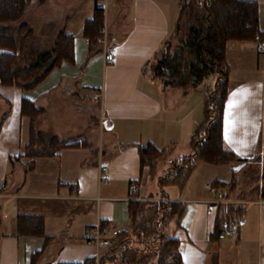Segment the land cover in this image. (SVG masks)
<instances>
[{"label":"crops","instance_id":"crops-1","mask_svg":"<svg viewBox=\"0 0 264 264\" xmlns=\"http://www.w3.org/2000/svg\"><path fill=\"white\" fill-rule=\"evenodd\" d=\"M250 1L258 5L262 29L264 0ZM88 2L91 7L78 20L70 12L50 13L49 3L41 0L25 9L23 20L32 30L29 44L46 49L65 29L73 36V60H60L32 88L0 84V119L5 114L0 127V264H30L36 251H41L37 264L99 256L107 247L87 242L85 229L97 223L127 229L128 200L160 197L157 175L170 160L191 151V134L203 119L202 86L178 97L172 86L150 75L148 65L174 30L180 0ZM94 6L103 8V34L89 43L83 27ZM79 10L73 14L78 16ZM109 43L115 44L114 58L105 60ZM256 44L228 40L225 47L228 84L222 141L238 159L229 164L199 161L181 188H165L167 198L184 202L179 225L170 232L178 241L181 264H264L261 185L254 196L235 194L238 180L246 178L238 177L240 171L264 164V51H257ZM106 117L108 127L102 123ZM31 123L43 139L57 136L67 143H83L31 161L24 155ZM149 143L164 152L153 171L141 165L138 153L139 146ZM102 162L109 170L106 183L98 178ZM149 178L157 185L155 193L146 192ZM218 200L243 207L234 223V244L230 236L209 238L218 206L223 205ZM18 215L42 216L44 234L20 233ZM233 248L234 260L229 253Z\"/></svg>","mask_w":264,"mask_h":264},{"label":"trees","instance_id":"trees-1","mask_svg":"<svg viewBox=\"0 0 264 264\" xmlns=\"http://www.w3.org/2000/svg\"><path fill=\"white\" fill-rule=\"evenodd\" d=\"M42 1V0H41ZM30 0H0V84L32 88L60 60H73V36L60 30L53 44L37 49L29 44L31 28L23 16ZM103 8L94 6L93 15L84 22L83 32L89 43L102 36ZM175 37L176 42L169 39ZM258 5L250 0H180V10L172 34L156 51L150 75L161 79L165 86L185 89L203 87V119L190 137L191 151L170 160L157 175L160 197L128 200L129 227L115 237L116 241L98 256L97 264H181L178 241L170 232L179 225L184 202L167 198L166 187L181 188L199 161L229 164L238 159L224 148L222 112L227 94L228 65L225 47L228 40L260 41ZM93 51L89 48V53ZM206 80H208L206 82ZM37 111V110H36ZM5 114L0 119V127ZM57 136L43 139L30 126V139L24 151L32 161L39 155L54 154L68 145ZM141 165L154 164L163 151L153 144L139 146ZM233 179L229 181L232 184ZM217 186L225 182L214 181ZM243 213L241 205L218 206L214 228L209 238L221 236L225 222L237 223ZM103 225V223L101 224ZM20 233L43 235V217L18 215ZM41 251L31 256L37 264ZM95 257L81 262L59 261L57 264H95Z\"/></svg>","mask_w":264,"mask_h":264},{"label":"rangeland","instance_id":"rangeland-1","mask_svg":"<svg viewBox=\"0 0 264 264\" xmlns=\"http://www.w3.org/2000/svg\"><path fill=\"white\" fill-rule=\"evenodd\" d=\"M44 3H49L47 6L48 11H50V13H58L59 11L62 12L63 14H68L69 12V16L73 15V19L78 20L80 17L82 16H86V10H88L92 3H89L88 0H64L65 3L62 4H58L57 0H42ZM41 1V2H42ZM36 0H30V3H35ZM28 4V5H29ZM80 7V12L77 14L78 16H75V9L78 10V8ZM78 12V11H77ZM47 41V40H45ZM52 40V44H53ZM170 43H175L176 39L175 37H171L169 39ZM42 46V45H41ZM51 46V45H50ZM49 46V47H50ZM48 47V48H49ZM153 62V58L150 60V62L148 63V65H152ZM161 80V79H158ZM208 80H206L207 82ZM209 82V81H208ZM188 89L182 88V87H173V91H174V95H185L187 93ZM192 95L193 97L197 95V93H193V94H189ZM178 96V97H179ZM199 115L201 118L202 115V111H201V106H199ZM184 152V151H183ZM159 168V167H158ZM224 171H226V168L223 167ZM242 174H246V178L243 176L241 177ZM238 177L240 178L238 180V188L237 190H235V194L237 195H247V196H254L256 190L258 189V187H260L261 185V192L264 195V164L260 165V166H255L253 168H245L243 169V172L240 171V173L238 174ZM147 193H155L157 191V185L153 182V180L151 178H149L148 182H147ZM176 187H171L170 191L173 193V191L175 192ZM239 189V191H238ZM221 203H223L224 207H227L228 205H231L232 201H228V202H224L221 201ZM230 238L231 243L234 244V239H235V235L228 237ZM234 246V245H233ZM235 249H231V251H229V253L232 254L231 259L234 260V258L236 257L234 254ZM237 256H240V254L238 253Z\"/></svg>","mask_w":264,"mask_h":264},{"label":"built area","instance_id":"built-area-1","mask_svg":"<svg viewBox=\"0 0 264 264\" xmlns=\"http://www.w3.org/2000/svg\"><path fill=\"white\" fill-rule=\"evenodd\" d=\"M262 31V38L260 41H257L256 49L259 52L264 51V26L261 29ZM88 40V37L86 38ZM114 50H115V44L109 43L106 44L104 47V58L105 60H112L114 58ZM100 92L95 91L94 98L99 99ZM102 123L105 127L110 126V119L108 117L104 118L102 120ZM99 181L106 183L109 178V170L108 165L105 162L100 163L99 165V175H98ZM1 186V184H0ZM208 189L211 192H215L216 188L211 185L207 184ZM130 190H133L134 186L133 184L129 185ZM218 202H221V200H218ZM123 231V228L121 227H112L109 225H101L97 223L96 225H93L91 227H88L85 229L84 232V238L87 242L93 243L96 246H104V247H110L113 245L116 241L115 237L119 235ZM236 232V225L234 223L225 222L222 230V236H231ZM98 256L95 257V262L97 264Z\"/></svg>","mask_w":264,"mask_h":264},{"label":"snow or ice","instance_id":"snow-or-ice-1","mask_svg":"<svg viewBox=\"0 0 264 264\" xmlns=\"http://www.w3.org/2000/svg\"><path fill=\"white\" fill-rule=\"evenodd\" d=\"M233 106H234V102L230 100V102H229V107H233ZM227 131H228V129H227V120H226V134H225V139H226V140L229 139V138H228V135H227Z\"/></svg>","mask_w":264,"mask_h":264}]
</instances>
